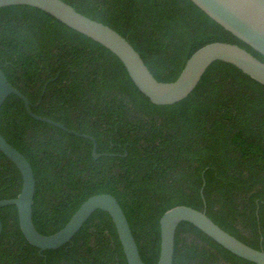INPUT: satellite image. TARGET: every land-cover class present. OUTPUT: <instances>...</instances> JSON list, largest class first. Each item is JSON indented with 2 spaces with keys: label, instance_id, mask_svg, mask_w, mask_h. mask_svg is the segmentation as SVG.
<instances>
[{
  "label": "trees",
  "instance_id": "1",
  "mask_svg": "<svg viewBox=\"0 0 264 264\" xmlns=\"http://www.w3.org/2000/svg\"><path fill=\"white\" fill-rule=\"evenodd\" d=\"M117 30L159 81H175L189 57L216 41L264 55L192 0H64ZM0 68L32 111L94 141L32 117L11 94L0 131L30 161L33 219L46 235L62 229L89 197L121 204L146 264H158L160 219L188 205L264 250V84L216 61L187 98L158 105L108 48L29 5L0 8ZM21 171L0 151V200L15 198ZM0 264H128L108 212L95 211L72 241L41 250L24 236L16 205L0 208ZM173 264H256L190 222L176 232Z\"/></svg>",
  "mask_w": 264,
  "mask_h": 264
},
{
  "label": "water",
  "instance_id": "2",
  "mask_svg": "<svg viewBox=\"0 0 264 264\" xmlns=\"http://www.w3.org/2000/svg\"><path fill=\"white\" fill-rule=\"evenodd\" d=\"M206 14L239 39L264 55V0H192ZM11 5H29L39 8L74 30L88 36L113 52L124 64L132 81L153 103L171 105L187 98L199 85L208 68L216 61L231 63L264 84V62L246 48L230 42L216 41L196 50L186 61L175 81H159L146 65L141 54L117 30L79 12L64 0H0V8ZM18 95L28 113L37 120L53 124L70 133L94 141L93 156L98 158L96 140L76 132L64 124L39 116L32 111V102L17 89L0 68V110L11 95ZM0 151L21 171L23 186L15 198L0 200V208L16 205L21 230L32 245L41 250L58 249L72 241L87 220L97 210L108 212L116 226L128 264H146L132 232L128 218L118 199L110 193L89 197L56 233H41L33 219L36 178L26 156L13 146L0 131ZM182 222H190L235 255L256 264H264V250L243 242L212 220L206 210L178 205L166 211L160 219L161 250L158 264H173L176 232ZM3 223L0 217V234Z\"/></svg>",
  "mask_w": 264,
  "mask_h": 264
}]
</instances>
